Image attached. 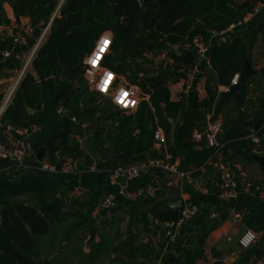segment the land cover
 Masks as SVG:
<instances>
[{"label":"crops","instance_id":"0c3cea01","mask_svg":"<svg viewBox=\"0 0 264 264\" xmlns=\"http://www.w3.org/2000/svg\"><path fill=\"white\" fill-rule=\"evenodd\" d=\"M75 1L48 0L47 4L52 5V11L47 19L40 20L35 26H33L30 16H21L16 13V9L13 10L9 3H3L10 22L9 24L0 25V104L4 103L7 98H9L8 101L10 103L14 91L26 72H30L33 77L37 78V72L32 66V60L36 57L38 50L46 43L51 30L54 29L56 31V20L70 17L71 14L68 12V7ZM243 1L239 0V2ZM104 3L109 20L108 24L100 30L98 36L105 32L112 37V45L105 56H113L115 53L112 46L115 43L119 45V58L113 65L117 69H121L119 66H123L121 70L125 72L123 74L117 72V75L124 79L123 82L133 85L129 77L140 78L142 76L143 72L137 70V67L143 70H152L151 72L155 69L172 71L174 60L168 56L165 49L157 54L145 53L144 56L148 62H140L142 63L141 66H138L140 63L137 61L127 59L122 53L121 41L116 31L117 18L112 13V4L106 0H104ZM13 6L15 8V5ZM45 7L46 5L42 6L43 9ZM15 15L19 16V21L16 20ZM123 18L121 17L120 20H123ZM191 21L193 27H198L201 30L202 34L198 35L203 36L208 47L201 65L202 70L197 76L199 78H196L197 81L194 87L198 91L200 98L206 97L205 83L210 73H212L209 53L215 44L228 42L235 37L244 38L250 46L247 56L252 60V68L256 71L264 70V0L256 3L251 9H246L242 20L229 25L219 33L205 30L201 21L196 17L191 18ZM47 23H50V25L47 26ZM36 27L41 29V33L37 38H34L33 32ZM15 34H19L27 40L32 38L34 42L28 43L25 48L18 47L13 41ZM190 46L186 43L178 44L174 46V49L176 53H190L194 57L192 45L190 44ZM6 50L11 52L8 57L2 55ZM7 58L11 61L8 64H4ZM59 65L62 66L60 63ZM103 66L110 69L104 64ZM64 72L58 75L53 90L40 89L39 107H26L28 113L38 120L41 125V129L31 136H35L36 141H39L45 147L43 160L38 161L35 155L36 150L33 148L32 154L26 157L24 167L21 169L11 167L10 162L1 163L3 159H0V179L3 176L13 179H33L38 177L48 185L51 197H57L61 200L64 206L63 211L66 213L69 212L68 207L71 205L72 199L83 202V208L79 209L82 211L81 217L72 223L70 230H75L77 235L81 236V241H85L86 246L103 237L110 241L112 246L108 252L109 254L105 256L102 253L95 262L91 263L84 261L86 259L84 255L89 253L86 246L82 256L73 254L71 251L74 247L72 236L66 235L64 237L60 243L63 246L62 248H59L58 240H51L49 237L45 239L43 237L38 241V253H36V256L33 255L32 259L39 260L41 264H160V259L156 257L155 252L158 249L157 243L165 241L170 245L171 250L168 252H172L175 259L174 263L168 261L171 264H176V255L173 250L178 243L190 236L192 239L191 247L193 248L197 245L199 237L204 235L202 246L203 254L206 258L204 259L201 255H192L195 257L193 264H215L216 262H221L222 264H253V260L264 252V198L248 192H241L237 198H220L218 195V173L209 164L208 160L213 152L205 140H195L192 137V141L198 144L193 148H185L178 140V129L183 115L188 109L187 103L181 108L179 116L170 120L171 129L167 137V143L172 148H175L177 152V155L173 157V164L179 170L190 171L199 186L205 188L206 191L194 189L192 185L187 184L179 177L149 169L140 173L130 183V186L133 189L140 187L153 188V196L141 195L135 199H126L117 195L109 208L103 209L101 207V202L110 189L107 176L111 167L117 163L137 162L148 157H154L153 154L155 152H157L156 156L164 154L165 151L169 154L166 147L165 134L164 141L158 142L154 137L155 131L153 134L149 131H144L147 127L150 129L151 122H148L147 114L139 116V105L142 101L148 102L149 95L143 93L140 88L139 90L142 94L138 98L137 105L128 111H123L116 115V106L112 104L109 97L95 91L93 83H90L84 74L83 66H81L80 71L72 69L67 76L64 75ZM151 72L148 75H154V72L153 74ZM52 77L54 76L52 75ZM238 80L239 72L235 75L233 84L237 83ZM37 81H39L38 78ZM182 84V77L175 82L170 81L168 89L171 101L179 99ZM211 84H216V76L211 81ZM66 87H68L69 100L66 104L61 103V101L55 106L54 102L57 96ZM217 90L220 92L227 89L219 87ZM262 91H264V71L263 74L257 73L248 76L246 90L243 95V105L247 118L252 121H255L252 115L253 107L245 102V98L254 100ZM60 106L62 107V112L57 113V109ZM1 107L2 105H0V112L2 111ZM28 108L32 110H28ZM234 110H238L236 109V101L223 107L222 111L214 119L213 111L199 110L198 112L203 114V118L194 132H204L212 121L218 120L221 122L222 129L217 135V140L222 145L220 150L223 159L228 164V169L237 180L245 176L246 179L256 182L264 188V170L253 159L255 154H264V138L260 145L258 144L259 137L256 135L257 132L264 129L263 121L256 131L252 127L243 128L242 126L243 129L248 131L247 136L243 138L248 139L249 137L257 143L254 149L247 150L235 147L223 149L226 142L223 143L221 141L224 140L225 129L230 124L231 118L236 116ZM90 116L93 117L92 120L89 119ZM94 121L95 126L92 125ZM114 123H117L115 127L113 126ZM65 127L68 128V142L60 146L54 162L51 163L47 160L49 144L59 133L65 131ZM157 128L161 127L157 126ZM0 133L2 135L1 140L9 144H12L16 139L22 138L25 140L29 137L16 134L14 127L9 124H7L5 129L1 128ZM252 134L255 139L252 138ZM132 138L134 139L133 146L122 148L123 144L128 142L130 144ZM84 141H87L91 148L97 152L96 156L88 152L84 147ZM200 143H203L204 148L209 149L211 152V155L201 167L190 159V152L198 149ZM258 146L260 147L259 151L256 150ZM74 148L79 149L81 152L80 157L74 156ZM85 156H88L92 163L87 165ZM66 160H72L76 163L72 173L59 171L61 163ZM39 162L44 163L46 166L53 165L55 171L45 170V174H37ZM190 199L198 200L197 213L189 220L175 227V238L173 241H170L165 236L167 229L164 231L163 237H161V228L166 226L167 221L159 219L160 213L167 209L179 210L182 202ZM158 202L162 203L157 207L156 204ZM169 203H174L173 205L179 203V205L169 207ZM78 208V206H75V209ZM12 209L14 208L12 207ZM236 212H239V217L234 216ZM66 217L70 221L72 220L68 215ZM214 218H218L220 224L210 232L205 233L207 225ZM242 226L254 231L257 234L256 239L248 247L239 246L237 241L229 244ZM91 227H96L97 229L95 239L87 244L89 232L86 233V231ZM47 241L53 243L56 249L49 251L46 246ZM121 249H126V254Z\"/></svg>","mask_w":264,"mask_h":264},{"label":"trees","instance_id":"16d2710c","mask_svg":"<svg viewBox=\"0 0 264 264\" xmlns=\"http://www.w3.org/2000/svg\"><path fill=\"white\" fill-rule=\"evenodd\" d=\"M106 1L112 4V13L117 18L116 31L121 41L122 53L127 59L138 63L148 62L144 56L145 53L157 54L165 49L168 56L174 60L172 71L155 69L153 70L154 75L151 76L148 73L152 70H143L137 67V70L143 72L142 76L140 78L129 77L131 83L138 85L143 93L149 95V101H142L139 105V116L147 114L148 122H151L150 129L147 127L144 131L153 134L157 126L162 128L170 155L169 161L173 163V157L177 155V152L167 143L171 129L170 120L177 118L181 108L187 103L188 109L184 113L178 129V140L185 148L197 146L198 144L192 141V137L203 118V114L198 111H213L214 119L223 107L235 102L234 93L229 91V88L233 84L235 75L241 69L243 58L247 56L250 49L249 44L242 37H235L228 42L215 44L209 53L212 73L205 83L206 97H199L198 91L194 88L196 80L188 93H184L183 83L179 99L171 101L168 89L170 81L175 82L180 77L183 79L181 70L191 66L194 62L192 54L176 53L174 46L184 43L190 46L192 39L196 35L202 34L198 27H193L191 18L196 17L201 21L205 30L219 33L229 25L242 20L245 10L251 9L262 0H244L243 2H239V0H142L143 9H141L138 0ZM47 2L48 0H13V5H15L17 14L30 16L32 24L35 26L40 20L49 17L52 5H48ZM44 5L46 7L43 9ZM68 12L71 14L69 18L56 20L55 28L58 29V32L54 29L51 30L46 43L32 60V66L37 72L39 81L30 72L25 73L14 91L10 103L0 116V131L1 128L5 129L7 124L14 128H21L33 123H40L28 113L26 107H39L40 89L53 90L59 74L66 70H81L84 55L91 49L100 30L108 24L109 20L104 0H76L68 7ZM121 17H124L123 20H120ZM9 22L10 19L2 4L0 5V25L9 24ZM33 42L34 39H28L29 44ZM112 48L115 54L113 56L106 55L103 64L116 74L117 72L123 74L125 72L121 70L123 66H119L121 69L114 66L119 58V45L115 43ZM10 61L7 58L4 64L10 63ZM59 62H62V66L59 65ZM215 76L216 84L212 85L211 81ZM219 87H224L227 90L218 92ZM67 90L68 87L57 96L54 102L55 106L61 101L66 104L69 100ZM245 102L253 107L254 120H262L264 123V91L254 100L245 98ZM235 113L236 116L231 118L230 124L225 129L224 140L221 141L226 142L223 149L235 147L252 150L257 146V143L249 137L248 139L243 138L248 134V131L242 128L244 117L238 110ZM67 131L68 128L65 127V131L59 133L50 142L47 154L49 162H54L60 146L68 142ZM256 135L259 137L258 144L261 145L264 129L257 132ZM0 139H2L1 133ZM132 139L130 144L129 142L125 143L122 148L132 147L134 144V139ZM73 151L75 157L81 156L78 148H74ZM156 155L157 152L153 154V156ZM210 155L209 149L204 148L203 143H200L198 149L190 152V159L201 167ZM88 156H85L87 165L92 163ZM162 202H158L157 207ZM188 202L197 204L198 200L190 199ZM70 204L69 212L63 211L64 206L61 200L51 197L48 185L38 177L13 179L3 176L0 179V209L2 211L0 264H41L39 260H33L32 256L37 255V243L43 237L58 240L59 248H62L60 243L64 237L72 236L74 247L71 251L73 254L82 256L87 247L89 253L84 255L86 258L84 261L91 263L95 262L102 253L105 256L109 254L112 243L104 237L86 246L85 241H81V236H78L75 230H70L72 223L81 217L82 211L79 209L83 208V202L72 199ZM75 206L79 208L75 209ZM66 215L72 220L67 219ZM180 215V209H167L160 213L159 219L176 222ZM157 244L158 249L155 255L160 259V264H171L166 258V253L171 250L170 245L165 241ZM191 245L192 239L187 236L174 248L176 264L194 263L195 257L191 254ZM46 246L49 251L56 249L53 243L48 241ZM121 251L126 254V249H121ZM215 264L222 263L216 262Z\"/></svg>","mask_w":264,"mask_h":264},{"label":"built area","instance_id":"2783aa9c","mask_svg":"<svg viewBox=\"0 0 264 264\" xmlns=\"http://www.w3.org/2000/svg\"><path fill=\"white\" fill-rule=\"evenodd\" d=\"M49 25L50 23H47V26ZM102 34H105V32H103ZM102 34H100L97 37L92 49L85 55V57H87L89 54L93 52V50L96 47L97 41L99 40ZM109 36L111 37L110 34ZM13 41L18 47L25 48L28 46V40L19 34H15L13 36ZM111 45H112V37L109 40V47L106 50L105 54H107ZM191 45L193 49L194 62L191 66L187 67L186 69L181 70V74L183 76V83H184V89H183L184 93H188V91H190L193 88L196 78L202 70L201 65L206 56L207 50H208L207 44L203 36L201 35L195 36L191 41ZM10 54L11 52L8 50L2 53L4 57L10 56ZM105 54L102 56V59L99 62V65L97 66V69L94 70L96 72L97 79L102 77L106 71L110 70L103 66V59H104ZM84 58H83V61H84ZM83 61H82V66L84 68V74L87 77L86 69H88L91 66L84 64ZM87 79L89 80L88 77ZM123 80L124 79H122L121 76L116 74V78L112 81L110 85L109 93H111L113 89H119L121 87H124L125 89H131L135 93L134 99H136L138 102V98L142 94L139 90V87L134 84L133 85L127 84L123 82ZM93 87L95 89L94 83H93ZM109 93H99V94L103 96H107L110 99ZM130 98H133V97H130ZM8 99L9 98H7V100L2 104L1 110H3L8 105L9 103ZM136 105L137 103L131 107H117L116 105L115 106L117 109L128 111L134 108ZM61 112H62V107L60 106L57 109V113H61ZM40 129H41V125L39 123H33L27 127L14 128V132L16 134H20L23 136H31V135H35V133H37ZM221 129H222L221 122H219L218 120H215L209 123L207 129L204 132L197 131V132H194L193 134V137L195 140L204 139L208 147L213 152L208 160H209V164H211L218 173V178H219L218 195L220 196V198H237L241 192H248L250 194H254L261 198H264V188H262L261 185H259L256 182L246 179L245 176L237 180L233 176L231 171L228 169V164L223 159L222 152L220 150L222 145L217 140V135L221 132ZM251 136L252 138L255 139V136H253V134ZM154 137H155V140H157L158 142L164 141V133L161 128H157L155 130ZM32 152H33V149L31 145L28 144L26 140L22 138L16 139L12 144L3 142L0 139V159L7 160V162L11 163V167L15 169L23 168L26 157L29 154H32ZM169 156L170 155L165 151L164 154L154 156V157H148V158H145L137 162L117 163L113 165L111 169L109 170V173L107 176L108 185L110 189L108 190L106 197L101 202V207L103 209L109 208L113 204L117 195L123 198H126V199H135L141 195L153 196L154 195L153 188L140 187V188L133 189L130 186V183L136 177H138L140 173H142L143 171H147L149 169L166 172L169 175L179 177L183 179L187 184L192 185L194 189H198L200 191H206L205 188H202L199 186V183L197 182L196 179H194L190 171L179 170L175 164L170 162ZM75 166H76V163L74 161L66 160L61 163L59 171L62 173H72V171L75 169ZM37 169L38 170L40 169L48 170L50 172L55 171V167L53 165L46 166L42 162H39ZM180 211H181V215L176 222L166 223L167 231H166L165 236L170 241H173L175 238V227L178 224L184 223L185 221L193 217L198 211V205L194 203H190L188 201H183L181 204ZM239 215H240L239 212H236L234 214L235 217H239ZM1 222H2V219L0 216V225H1ZM249 231L253 233L251 243L256 239L257 234L251 229H246V231L242 234V236L237 241L239 246L245 247L244 244L241 243V241L244 239L245 236H247V233ZM251 243H249L248 246ZM252 263L253 264H264V252H262L261 255L257 256L253 260Z\"/></svg>","mask_w":264,"mask_h":264},{"label":"water","instance_id":"95a60500","mask_svg":"<svg viewBox=\"0 0 264 264\" xmlns=\"http://www.w3.org/2000/svg\"><path fill=\"white\" fill-rule=\"evenodd\" d=\"M4 2H7L9 3L13 10L15 9L14 6H13V1L12 0H0V5H2ZM139 2V5L141 7V9H143V2L142 0H138ZM142 13H141V17H142ZM16 17V20L19 21V16L18 15H15ZM183 20V19H182ZM181 20V21H182ZM140 28H141V25H140ZM56 32H58V29H56ZM41 33V29L39 27H36L34 29V32H33V37L34 38H37L39 36V34ZM60 64H62V62H59ZM252 60L250 57L246 56L243 58L242 60V66H241V69L239 71V80L237 83L231 85V87L229 88V91L233 92L234 93V96H235V101H236V109H238L242 115L244 116L245 118V121L243 122V128H246V127H252L253 130H258L260 125H261V122L262 120H258V121H252L251 119H248L247 118V115L245 113V110H244V105H243V95H244V92L246 90V80H247V77L250 76V75H253V74H257V73H260V74H263V69H260L258 71L254 70L252 68ZM71 72V70H66L64 72V75L67 76L69 73ZM151 74H153V72H151ZM28 110H32L30 108H28ZM93 113V111H91ZM121 112H123V110L121 109H117L115 111V114L116 115H119ZM93 117H89L90 120H92ZM92 125H96L95 124V121L92 123ZM115 125H117V123H114L113 126L115 127ZM26 142L28 144L31 145V147L36 150V157L38 159V161H42L43 160V156H44V153H45V147L39 142V141H36L35 139V136H29L27 137L26 139ZM84 144V147L88 150V152L91 154V155H94L96 156L97 155V152L91 148V145L87 143V141H84L83 142ZM257 151L260 150V147L258 146L256 148ZM98 157V156H97ZM253 159H255L261 166V168L264 170V154H255L253 156ZM7 160H2L1 163H6ZM39 175H42V174H45V170L41 169L38 171ZM174 203H169V207H174V206H178L179 203H176V205H173ZM2 213L1 209H0V214ZM220 224V221L218 218H214L211 223H209L205 229V233H208L210 232L212 229H214L217 225ZM167 229V226H164L161 228V232H160V235L161 237H163L164 235V231ZM96 227H91L89 229V238L87 240V244H89L91 241H93L95 239V234H96ZM246 231V228L244 226H242V228L240 229V231L237 233V235L234 237L233 240H230L229 244H233L234 241H238V239L242 236V234ZM203 240H204V235H201L198 239V242H197V245H195L192 250H191V254L192 255H201L203 256V258L205 259L206 256L203 254V246H202V243H203ZM166 258L171 262V263H174V254L172 252H168L166 254Z\"/></svg>","mask_w":264,"mask_h":264},{"label":"clouds","instance_id":"9594fccd","mask_svg":"<svg viewBox=\"0 0 264 264\" xmlns=\"http://www.w3.org/2000/svg\"><path fill=\"white\" fill-rule=\"evenodd\" d=\"M109 34L105 33L102 34L99 40L97 41L96 47L91 54L84 58L83 63L86 65H90L88 69H86V75L89 78L90 83L95 84V90L98 93H109V88L112 81L116 78V74L113 73L111 70L106 71L102 77L97 79L96 72L94 71L97 69V63L99 62V58L102 57L106 50L109 47ZM103 41H107L106 45L102 44ZM103 49H106L102 51ZM110 99L112 104L116 105L117 107H131L137 103V100L134 99L135 93L131 89H125L121 87L119 89H113L111 93H109ZM133 97V98H130ZM253 237V233L249 231L247 236L241 241L245 247L251 243Z\"/></svg>","mask_w":264,"mask_h":264},{"label":"snow or ice","instance_id":"6c2138e0","mask_svg":"<svg viewBox=\"0 0 264 264\" xmlns=\"http://www.w3.org/2000/svg\"><path fill=\"white\" fill-rule=\"evenodd\" d=\"M108 42L107 41H103L102 44L106 45ZM106 49L102 48V51H104ZM102 57L99 58V62L101 61ZM99 62L97 63V66L99 65Z\"/></svg>","mask_w":264,"mask_h":264},{"label":"rangeland","instance_id":"374dc122","mask_svg":"<svg viewBox=\"0 0 264 264\" xmlns=\"http://www.w3.org/2000/svg\"><path fill=\"white\" fill-rule=\"evenodd\" d=\"M97 96H98V94H97ZM2 104H3V102H2ZM2 104H0V105H2ZM6 107H7V106H6ZM6 107H5L4 109H6ZM4 109L0 112V113H1L0 116L4 113V111H5ZM39 124H40V123H39Z\"/></svg>","mask_w":264,"mask_h":264},{"label":"bare ground","instance_id":"6f19581e","mask_svg":"<svg viewBox=\"0 0 264 264\" xmlns=\"http://www.w3.org/2000/svg\"><path fill=\"white\" fill-rule=\"evenodd\" d=\"M12 91V90H11Z\"/></svg>","mask_w":264,"mask_h":264}]
</instances>
